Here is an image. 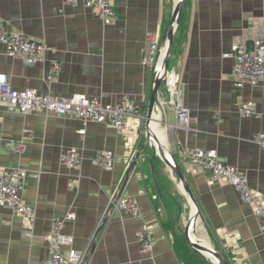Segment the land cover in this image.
<instances>
[{"label": "crops", "instance_id": "obj_1", "mask_svg": "<svg viewBox=\"0 0 264 264\" xmlns=\"http://www.w3.org/2000/svg\"><path fill=\"white\" fill-rule=\"evenodd\" d=\"M177 1L114 0L115 20L105 25L96 11L82 4L69 6L66 0H0V19L7 31L23 32L47 45L43 59L27 65L9 56L0 43V72L7 74L14 88H35L58 97L86 93L109 103L133 98L141 114L130 118L120 132L72 115L11 111L0 101V166L40 171L26 179L23 192L24 201L35 209L31 226L26 217L0 206V264L46 261L51 250L44 237L54 218L68 211L76 217L67 221L64 234L73 236L74 242L64 248L87 250V264H189L182 256V242L176 239L186 238L192 205L175 173L147 145L155 71L142 64L152 35L160 37L164 48L162 38ZM181 11L170 68L191 111L190 129L177 127L176 97L165 82L159 91L165 107L157 109L152 127L200 205V240L207 239L230 264H264V236L252 205L232 184L200 171L181 154L185 145L216 149L222 162L248 175L256 198L264 197V150L254 141L264 130V82L237 87L234 58L225 56L233 51L238 35L256 33L264 26V0H187ZM54 61L60 62V71L49 80ZM241 100L255 101L260 114L242 117ZM83 128L85 134L80 133ZM70 149L83 154L80 169L61 162V155ZM140 150L123 195L135 197L142 214L133 217L113 210L104 216ZM104 151L114 153L112 169L93 163ZM107 217L92 252L95 233ZM140 233L154 241L151 251L143 249Z\"/></svg>", "mask_w": 264, "mask_h": 264}, {"label": "built area", "instance_id": "obj_2", "mask_svg": "<svg viewBox=\"0 0 264 264\" xmlns=\"http://www.w3.org/2000/svg\"><path fill=\"white\" fill-rule=\"evenodd\" d=\"M69 6L82 4L94 10L102 18L105 25H111L116 17L114 0H66ZM233 51L225 54L234 58V82L237 87L257 86L264 82V26L256 33L238 35L234 41ZM0 43L5 45L11 57H19L27 65H33L43 59L47 45L43 40L34 38L20 31L9 32L5 29L0 19ZM164 57V48L160 46V37L152 35L142 55V64L150 70L161 67ZM61 64L54 61L48 79L51 80L60 71ZM165 84L168 91L176 100L173 104L176 110L177 127L189 130L191 111L183 103V93L177 85V74L169 68ZM0 101L7 104L11 111L31 114L37 111L53 113L59 116L72 115L85 122L106 123L115 127L120 132L127 128L130 118H140L138 105L133 98H125L120 102L109 103L101 99L89 97L86 93H74L66 96L44 94L35 88L16 89L12 86L7 74L0 72ZM239 112L242 117L258 116L259 109L253 100H241ZM81 134L86 129L80 130ZM254 141L264 150V130L254 137ZM20 145L14 148L19 149ZM182 158L190 161L200 171L210 173L215 179L232 184L240 193L242 200L252 205L254 213L260 221L261 233L264 236V197L256 198V192L250 187L248 175L239 168L222 162L216 149H204L185 145L182 149ZM61 162L69 169H80L84 162L83 154L75 149H70L61 155ZM115 158L112 151L99 153L93 163L105 169H112ZM39 175L40 171H31L25 168H8L0 166V206L8 207L26 217L31 226L35 217V209L23 199L26 179L31 175ZM114 194L104 212V216L115 211L125 212L133 217H139L141 207L132 195H123L118 201ZM74 211H68L64 216L55 217L52 229L45 235V241L51 250L48 259L39 264H82L88 256L87 250L64 248L72 245L74 237L64 234V228L69 220L75 219ZM31 228L27 227L28 234L32 235ZM139 239L145 251H151L154 241L144 233L139 234Z\"/></svg>", "mask_w": 264, "mask_h": 264}, {"label": "water", "instance_id": "obj_3", "mask_svg": "<svg viewBox=\"0 0 264 264\" xmlns=\"http://www.w3.org/2000/svg\"><path fill=\"white\" fill-rule=\"evenodd\" d=\"M187 0H178L172 15L171 23L165 33V35L162 38V44L164 46V57H163V63L161 67L155 69L154 71V80H153V86H152V93H151V101L149 105V110L147 114L148 118V124H147V132L149 136V140L147 145H150L154 152V157L159 156L161 159L170 167L173 173H175L176 177L180 180L181 186L183 187L184 192L189 198V201L192 205V213L189 219L187 220L185 224V237L188 241L190 247L197 253L209 258L214 264H230L227 259L220 254L214 247H209L207 245H204L203 242L200 240H196L193 238L192 234L196 235L197 225L199 223V220L202 217V210L200 208V205L197 201V198L194 194V191L192 190V187L187 180L184 172L182 171L180 165L173 160H170L165 152V148L162 145V143L159 141V138L157 134L154 132L152 127V121L155 120V114L157 112V109H164L165 105H163L159 99V91L162 83L166 81V75L168 72V69L170 68V59L172 55L173 45H174V38H175V32L177 30L178 24H179V18L181 10ZM142 151H138L132 158V161L126 171L125 178H124V184L123 187L117 195L118 201L124 194L126 184L130 178L131 172L133 169L138 165L140 157H141ZM108 221V217L104 219L102 225L99 227V229L95 233V237L92 241V252L96 247L97 244V237L100 233V231L104 228L106 222ZM90 256H87V259L82 264H87ZM215 259L217 261H215Z\"/></svg>", "mask_w": 264, "mask_h": 264}, {"label": "trees", "instance_id": "obj_4", "mask_svg": "<svg viewBox=\"0 0 264 264\" xmlns=\"http://www.w3.org/2000/svg\"><path fill=\"white\" fill-rule=\"evenodd\" d=\"M181 19H182V11L179 18V26L176 32H179L180 26H181ZM185 234V232H184ZM182 240V241H181ZM176 242H182V256H184L185 259L189 261V264H214L209 258L195 252L189 245V243L186 241V238L176 239Z\"/></svg>", "mask_w": 264, "mask_h": 264}, {"label": "bare ground", "instance_id": "obj_5", "mask_svg": "<svg viewBox=\"0 0 264 264\" xmlns=\"http://www.w3.org/2000/svg\"><path fill=\"white\" fill-rule=\"evenodd\" d=\"M155 116H156V115H155ZM199 221H200V220H199ZM203 229H204V228H203ZM192 236H193L194 239L198 240V238L196 237V235L192 234ZM201 240H202V239H201ZM202 242H203L204 245H207V246L211 247V244L208 243V240H207V239L204 240V241H202ZM215 261H217V260L215 259Z\"/></svg>", "mask_w": 264, "mask_h": 264}, {"label": "rangeland", "instance_id": "obj_6", "mask_svg": "<svg viewBox=\"0 0 264 264\" xmlns=\"http://www.w3.org/2000/svg\"><path fill=\"white\" fill-rule=\"evenodd\" d=\"M173 63V62H172ZM197 227H198V225H197ZM199 236V234H198V229L196 230V237L198 238V240H200V238L198 237ZM201 242L203 241V240H200ZM212 246V245H211ZM213 247V246H212Z\"/></svg>", "mask_w": 264, "mask_h": 264}]
</instances>
